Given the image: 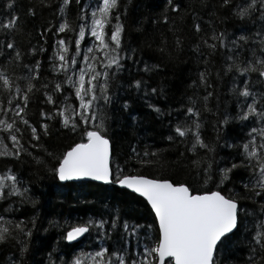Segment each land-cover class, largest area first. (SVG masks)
<instances>
[{
  "label": "snow or ice",
  "instance_id": "6c2138e0",
  "mask_svg": "<svg viewBox=\"0 0 264 264\" xmlns=\"http://www.w3.org/2000/svg\"><path fill=\"white\" fill-rule=\"evenodd\" d=\"M72 2L73 0H59L57 4V12L62 18L54 28V34L65 33V36H57L52 45L54 51L48 57L52 73L62 76V79L54 75L51 80H42L41 61L34 59L31 65H24L27 74L23 77V88L17 85L13 93L12 81L0 73V82L4 88L10 90L7 105L4 106L0 102V113H12L9 119L0 118V133L4 134L3 139H0V157L20 158L22 155H31L25 143H22L25 134L29 136V147H39L38 143L32 142H38L41 134L49 135L48 123H39L37 127L26 118L31 97L43 90L41 102L52 105V108L50 111L40 109V118L55 119L61 127L73 133L79 132L80 141L73 143L59 155L47 152V156L55 161L51 167L39 157L35 158L37 163L44 165L46 170L61 182L87 179L119 185L138 194L154 214V225L143 226L139 223H129L128 220L121 223L119 214L110 217L111 227H106L108 220L93 217L79 218L76 221L66 220L63 225L65 230L61 234V239L68 242L64 256H70L74 249L80 247L83 239L95 233L100 246L99 250L90 256L91 264H218V254L234 243L233 238L242 226L248 227L247 222L242 220V214L255 215V211L249 212L242 208L240 201L247 199L257 204L258 198L260 219L252 236L253 246L249 249L247 264H259L264 257H252L256 255L257 248L264 253V127L252 128L250 138L243 143L225 145L237 150L232 160L211 159L216 151L215 142H205L201 133V111H211L208 100L213 95L212 91H207L212 85L208 79L211 73L206 69L199 75L200 83L206 89V94L202 97V109L195 106L196 100L188 97V106H181L182 111L176 112V122L171 125L174 136L167 137L169 141L189 145L186 151L193 155H198L199 150H205L204 157L192 161L196 168L197 183L202 179L201 186L196 187L194 184L171 178L128 174L119 165L113 169L111 140L106 123L108 117L104 114V108L114 102L111 81L124 70V61L132 59L129 53H134L135 50L124 47L125 28L121 21V0H96L94 4L85 3L79 9L75 27L65 18ZM75 3L79 5L81 0H75ZM168 4L171 5L172 12H178L181 7L174 0H168ZM39 5L52 6L51 0L47 3L45 0H39ZM200 5L206 8L207 0H200ZM7 7L15 8L14 0H9ZM35 7L34 5L28 8L29 15H36ZM220 7L227 8L230 15L242 22H251L255 32L251 31L247 23H242L241 31L248 32L249 35H239L231 41V47L223 33L213 32L207 38L201 37L194 51L198 52L201 45L210 54L214 53L217 47L228 49L223 72L225 75L232 74L229 91L236 99L237 109L236 116L232 119L245 122L256 118L264 124V88L253 91L254 85L264 86V0H243V3L236 0H220ZM192 15L193 28L199 34V18L195 12ZM164 19L167 21V16ZM5 20L6 22L0 23V31L6 34L0 48L12 50L6 55L20 61L22 53L11 38L13 33L19 31L16 24L18 16L10 12ZM52 28L53 25L49 24L43 31L47 32ZM68 32L74 35L67 36ZM88 37H91L90 43ZM41 38L43 39V32ZM176 44L180 46L179 38ZM70 45L74 47L70 48ZM28 51L32 54L44 52L45 49L40 46L32 47ZM244 53L247 55L241 59ZM201 55L207 62L208 57L203 53ZM158 67L145 63L142 71L150 73ZM128 86L138 92L143 88L146 96L158 94L157 88L149 86L143 79H133L129 81ZM70 97L74 99L70 101ZM147 106L158 115L161 114V110L155 105L148 103ZM123 107L128 108L127 101H124ZM229 119L230 117L225 115L219 123L227 124ZM244 126L247 127V124ZM215 130L219 133V129ZM251 133H258L262 142L257 144L256 137ZM5 140L10 141V145L6 144ZM144 155L156 156L157 153L145 152ZM183 156L184 153L181 152L180 157ZM221 161H225L224 166H220ZM140 163L147 164L151 161L143 160ZM214 163L217 165L215 169ZM201 164L204 165L202 168ZM241 169L247 176L234 181L233 175ZM237 183L242 186L243 196L235 190ZM229 184L233 187H229ZM7 197H17L20 203L36 205V201L29 195L28 187L23 185L11 169L0 173V200ZM9 210L4 209L5 212ZM117 228L121 229L117 242L119 246L113 245V250L109 251L104 243L112 237L113 230ZM141 231L145 233L144 236L140 235ZM21 235L24 240L20 239ZM30 236L31 229L26 230L23 221H6L0 217V244L15 241L19 245V256L7 264H23V257L28 251L25 241ZM129 237L136 240V244L131 248ZM83 255L81 253L71 259H57L59 264H86ZM48 264H56L51 254Z\"/></svg>",
  "mask_w": 264,
  "mask_h": 264
},
{
  "label": "trees",
  "instance_id": "16d2710c",
  "mask_svg": "<svg viewBox=\"0 0 264 264\" xmlns=\"http://www.w3.org/2000/svg\"><path fill=\"white\" fill-rule=\"evenodd\" d=\"M16 7H7L9 0H0V23L6 22L9 13L18 16L16 24L19 31L12 34L17 48L22 53L21 60L11 59L7 53L12 50L6 47L0 48V73L8 76L12 81L11 91L17 85L23 88V77L27 74L25 64L31 65L34 59L41 61L40 78L51 80L54 74L51 71L48 57L52 55L57 36L64 37L65 33L54 34V28L58 26L62 18L57 12L59 0H51V7H41L39 0H14ZM47 3L48 0H45ZM88 0H81L77 5L75 0L68 6L67 16L69 24L78 23L77 15L79 9ZM181 7L178 12L171 11L168 0H121V21L124 24L123 41L125 49H134L132 59L124 61V70L117 74L111 81V93L113 103L105 106L104 114L108 117V135L111 140L112 167L117 165L128 174H143L156 178H171L175 181L188 182L200 187L197 183L196 168L192 161L198 157L205 156V150H199L198 155L186 151L189 145L169 141L168 136L174 133L171 125L176 122V112L182 111L181 106H188V97L197 101L196 107H203L202 97L206 94L205 87L200 83L199 75L206 69L210 71L209 82L213 95L208 100L209 112L201 111L202 137L205 142H215L216 151L211 159L220 161L221 158L232 160L236 156L235 148H228L226 144H239L249 139V133L256 123L253 121L241 122L232 117L236 116V99L229 89L232 82V74L225 75L223 65L225 57L229 54L228 49L217 47L214 53H209L202 45L199 51H194L201 37L207 38L213 32L223 33L225 40L231 47V41L239 35H249L242 32V23L252 32L255 28L251 22H242L229 14L227 8L220 7V0H207V7L202 8L200 0H174ZM243 3V0H236ZM35 7L36 15L28 14V8ZM191 9V10H189ZM195 12L201 25V32L197 34L193 28ZM214 13V14H210ZM167 16V21L164 17ZM49 24L52 29L44 32ZM43 32V39L41 38ZM5 32L0 31V43L5 39ZM74 33L68 32L67 36ZM180 39V46L176 44ZM211 42V41H210ZM43 46L44 52L29 54L32 47ZM74 47L70 45V48ZM245 47H248L245 45ZM207 56V62L201 55ZM247 53L242 54L241 59ZM158 65L153 72L142 71L144 64ZM62 79V76H58ZM143 79L151 87L157 88V95H145L144 89L138 92L135 88L128 86L129 81ZM255 79V76L252 77ZM39 87V81L36 82ZM263 88L262 85H254L253 91ZM162 90V91H161ZM10 90L3 87L0 82V102L7 105V96ZM43 90L33 95L28 105V117L33 126L39 123L49 124V135L41 134L38 142L39 147H29L27 141L29 136L25 134V147L31 155H22L20 158L0 157V173L11 169L24 186L29 189V195L36 201L31 203H20L17 197H7L0 200V217L6 221L24 222L25 229H31V236L26 239L28 251L23 257V264H48L49 254L59 264L58 257L71 259L72 256L85 254L89 250L96 251L98 243L96 234L83 239L79 248L72 251L70 256L65 257L67 242L61 239L65 230L63 225L66 220L76 221L79 218L93 217L95 219L108 220L106 227H111L110 217L119 214L120 222L128 220L129 223H139L143 226L154 225V216L147 204L139 197L114 186V184L101 185L90 182L60 183L44 165L37 163L36 157L51 167L55 161L47 156V152L59 155L66 151L70 145L80 141L79 132L73 133L69 129L61 127L57 120H44L40 118V109L50 111L52 105L42 103ZM74 99V97H70ZM124 101L128 102V108L124 109ZM151 103L161 110L157 114L147 105ZM75 106V105H74ZM171 113V115H169ZM225 115L230 119L227 124H220ZM12 113L6 115L0 113V118L9 119ZM182 118V117H181ZM247 124V127L244 125ZM215 129H219V133ZM39 131V129H38ZM217 135L219 139L217 140ZM253 135V133H251ZM4 134L0 133V139ZM258 144L262 142L258 137ZM10 145V141L5 140ZM156 152V156H145L144 153ZM183 152L184 156L180 157ZM238 159V157H237ZM148 160L151 163L142 164L140 161ZM221 161L220 166H224ZM204 165L201 164V168ZM217 165L213 164V169ZM247 173L241 169L235 172L232 179L239 181L246 177ZM233 187L232 184L228 185ZM235 190L241 196L244 195L242 186L237 183ZM257 204L251 200L242 199L240 206L249 212L255 211V215L242 214V220L246 221L248 227H241L233 238L232 243L223 249L217 256L218 264H247L250 255V247L253 246L252 236L255 234L256 225L260 219ZM10 210L5 212L4 209ZM34 221V224H33ZM49 221L57 223L50 224ZM121 229H114L112 237L104 246L113 250V245L119 246ZM144 236L143 231L140 232ZM21 240L25 238L21 235ZM136 244L134 238L129 237V248ZM83 246V247H82ZM81 247L84 249L80 251ZM81 252L79 254V252ZM19 256V245L15 241L0 244V264H7L13 258ZM264 257V253L257 248L253 259ZM84 258V256L82 257ZM264 264V259L259 261Z\"/></svg>",
  "mask_w": 264,
  "mask_h": 264
},
{
  "label": "rangeland",
  "instance_id": "374dc122",
  "mask_svg": "<svg viewBox=\"0 0 264 264\" xmlns=\"http://www.w3.org/2000/svg\"><path fill=\"white\" fill-rule=\"evenodd\" d=\"M96 2V0H88V2L87 3H95ZM88 11L90 12L91 11V9H88ZM88 39V41H89V43L91 42V37H88L87 38ZM83 43V42H82ZM85 46H87V45H85ZM253 119V118H252ZM255 123H256V125L254 126V128H257V129H259V128H261V127H264V124H261L259 121H257L256 120V118H254V120H253ZM95 122H98V121H95ZM252 136H255L256 137V143L258 144V141L257 140H259L258 139V137H259V134L258 133H253V135ZM261 140V139H260ZM261 143V142H260ZM99 246H100V244L98 243V247H97V249H96V251H98L99 250ZM83 247V246H82ZM81 247V249H80V251H83L84 249ZM79 252V251H78ZM95 251L94 250H89V251H87L83 256H84V260L86 261V264H91V259H90V256L94 253ZM81 252H79V254H80Z\"/></svg>",
  "mask_w": 264,
  "mask_h": 264
},
{
  "label": "water",
  "instance_id": "95a60500",
  "mask_svg": "<svg viewBox=\"0 0 264 264\" xmlns=\"http://www.w3.org/2000/svg\"><path fill=\"white\" fill-rule=\"evenodd\" d=\"M263 88H264V86H263ZM112 156V155H111ZM59 181V180H58ZM60 183H62V184H64V183H70V182H90V183H95V184H101V185H109V184H106V183H104V182H99V181H92V180H87V179H85V180H74V181H66V182H61V181H59ZM114 186L115 187H117V188H119V189H121V190H125V191H127V192H129V193H131V194H133V195H135V196H137V197H139V195L138 194H135V193H132L130 190H128V189H125V188H122V187H120L119 185H115L114 184ZM139 198H141V197H139ZM142 200H143V198H141ZM144 201V200H143ZM145 203H146V201H144ZM148 206V205H147ZM149 207V206H148ZM150 209V208H149ZM153 216H154V214H153ZM68 243V242H67Z\"/></svg>",
  "mask_w": 264,
  "mask_h": 264
}]
</instances>
